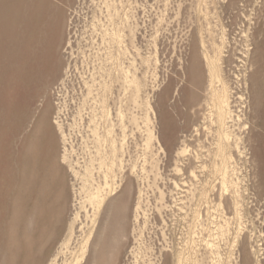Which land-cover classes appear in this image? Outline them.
<instances>
[{"label": "rangeland", "instance_id": "obj_1", "mask_svg": "<svg viewBox=\"0 0 264 264\" xmlns=\"http://www.w3.org/2000/svg\"><path fill=\"white\" fill-rule=\"evenodd\" d=\"M213 61L234 91L233 127L210 112ZM259 69L264 0H0V264H76L88 240L81 264L104 248L109 264H264V119L249 107ZM104 170L120 186L94 217L87 195ZM121 204L119 244L98 240Z\"/></svg>", "mask_w": 264, "mask_h": 264}, {"label": "bare ground", "instance_id": "obj_2", "mask_svg": "<svg viewBox=\"0 0 264 264\" xmlns=\"http://www.w3.org/2000/svg\"><path fill=\"white\" fill-rule=\"evenodd\" d=\"M107 1V0H106ZM108 4V3H107ZM105 5V4H104ZM109 5V4H108ZM107 8H109V6L107 7ZM111 8V7H110ZM108 10V9H107ZM119 11V10H118ZM116 14H118V12L116 13ZM119 15V14H118ZM128 20V19H127ZM125 34V33H124ZM125 36V35H124ZM103 40V42H104V38L102 39ZM124 40V39H123ZM122 42H124V41H122ZM70 43H71V41L69 40L68 41V43H67V46H69L70 45ZM111 45V44H110ZM246 45V44H245ZM249 45V44H248ZM244 46V45H243ZM240 50V49H239ZM249 50V49H248ZM218 51V50H217ZM73 52V51H72ZM127 52V51H126ZM222 52V51H221ZM247 53V51H245L243 54H246ZM121 54V53H120ZM123 54H125V53H123ZM219 55V54H218ZM250 54H248V56H249ZM238 56H240V55H238ZM215 57H217V56H215ZM244 57V56H243ZM224 58V57H223ZM251 58V56H249V59ZM219 59H221V57H219ZM247 59V58H246ZM118 61V60H117ZM121 61V60H120ZM215 61H216V59H215ZM218 61V60H217ZM263 61V60H262ZM208 62H210V61H208ZM245 63H246V61H244ZM192 63V62H191ZM223 63L225 64L226 63V60H224L223 61ZM249 63V62H248ZM120 65V64H119ZM192 65H194V61H193V63H192ZM212 65H213V67H211V63H209L208 64V66H210L208 69H209V75H210V89H211V87L213 88L214 87V84H216V82H217V84L219 83L220 85H222V90H221V94L219 95H216V97L214 98V100H217V99H219L218 100V102L220 101V104H218L217 105V101H215V103L213 104V107H212V110L210 111V112H214V108L216 107H218L219 108V110H220V112H219V117H221V119H222V125L223 124H228L229 122L231 123V125H230V127H233L234 126V123H233V121H234V110H233V98H234V91H233V88H232V85L231 84H228L227 83V81H225V79H224V76H223V73H225V72H223L224 70H223V68H222V63H220L219 65L216 63V62H212ZM123 66V65H122ZM202 67H203V65H202ZM119 68V67H118ZM121 68V67H120ZM194 70H192V68H191V75L192 76H195V74L197 73V74H201V64H197V66L196 65H194ZM104 69V68H103ZM123 71V70H122ZM215 71V72H214ZM193 72H195V74L193 73ZM260 72V75H258L255 79H253V82H254V85H255V87H253V88H251V90H250V95H249V99H250V101H249V107H250V109H251V113L256 117V118H263L264 119V76L262 75V70L261 69H259V71H258V73ZM129 71H128V69H127V71L125 72V75H124V79H125V81H126V83L129 81V82H131L132 84H133V86H134V91H135V94L137 95L138 94V91H139V89H140V79L138 78V76H137V74L136 73H132L133 75H132V79L131 80H129V78L131 77L130 75H129ZM249 73V72H248ZM246 74V73H245ZM226 77V76H225ZM227 80V79H226ZM193 83V85L195 84V82L193 81L192 82ZM231 83V82H230ZM216 84V85H217ZM107 85V84H106ZM132 86V85H131ZM107 87H109V86H107ZM105 88V87H104ZM216 89H219V88H217L216 87ZM221 89V88H220ZM105 90V89H104ZM178 91H179V87H177V88H175V94L177 93L178 94ZM213 91V90H212ZM217 91V90H216ZM216 91H214V92H216ZM104 93V92H103ZM105 95V94H104ZM196 95H197V89L196 88H193V91H192V93H191V97L192 98H195L196 97ZM240 96H242V95H240ZM103 97H105V96H103ZM210 97V96H209ZM138 98V97H137ZM107 99V98H106ZM135 104H137L138 103V99H136L135 98ZM207 101V100H206ZM217 102V103H216ZM236 102V101H235ZM102 103V102H101ZM105 103V99L103 100V104ZM107 103V102H106ZM238 103H240V102H238ZM244 103V102H243ZM210 104V103H209ZM237 104V103H236ZM106 105V104H105ZM183 105H185L186 106V104H183ZM201 105V104H200ZM244 106H245V104H243ZM102 106V105H101ZM104 108H105V106H104ZM149 108H150V110H152V105L151 104H149ZM107 109V108H106ZM120 109V108H119ZM110 110V109H109ZM218 110V111H219ZM120 111V110H119ZM193 111V110H192ZM217 111V112H218ZM248 111H249V109H248ZM106 112V111H105ZM210 112H208V114L210 113ZM248 113V112H247ZM107 114V113H106ZM119 114V113H118ZM212 114V116H213V113H211ZM251 114V115H252ZM185 115H187V113L185 114ZM215 115H216V113H215ZM240 115V114H239ZM250 115V114H249ZM149 117V116H148ZM242 116H240V118H241ZM124 118V117H123ZM239 118V117H238ZM55 123H56V126H57V129L63 134L64 133V131H63V126H62V124H61V122L59 121V119H58V117H55ZM103 120V119H102ZM107 120V119H106ZM109 121H110V118L108 119ZM120 120V119H119ZM149 120H151L150 118H149ZM206 120V119H205ZM211 120V119H210ZM219 120V119H218ZM227 120H229V121H227ZM220 121V120H219ZM109 123V122H108ZM107 123V124H108ZM212 123H214V122H212ZM166 124H168V123H166ZM165 124V125H166ZM115 126V124H114V122H113V120L111 119V121H110V124H109V128L107 129L108 130V133L112 136L113 135V127ZM229 126V125H228ZM108 127V126H107ZM150 127V126H149ZM245 127V126H244ZM247 127H249V125L247 126ZM97 128V127H96ZM199 128V127H198ZM240 128V127H239ZM163 129H167L166 127H164ZM231 129V128H230ZM229 129V130H230ZM106 130V131H107ZM150 130V133H149V141H148V143H147V147L148 148H150V152H151V157H152V141H153V138H154V132H153V129L151 128V129H149ZM224 131H226V130H224ZM98 132V131H97ZM199 132V131H198ZM235 132V131H234ZM115 134V133H114ZM221 135V134H220ZM156 136V135H155ZM227 136L228 137H231L232 136V131H230V132H228V134H227ZM103 138V137H102ZM113 139V138H112ZM221 139V138H220ZM227 139V138H226ZM105 140V139H104ZM108 140V139H107ZM116 140V139H115ZM228 142H229V140H227ZM111 143V142H110ZM182 143L184 144V146L182 147V148H179L180 149V153L182 154V153H185V152H187L188 151V145L186 144V142H185V139H183L182 140ZM231 143V142H230ZM229 143V144H230ZM238 143V142H237ZM238 145V144H237ZM112 147V154H113V161H112V165H114L115 163H116V158H117V156L119 155V148L117 147V142H115V141H113V143H112V145H111ZM66 148V147H65ZM101 151V150H100ZM232 151V150H231ZM231 157V159L234 157L233 155H230ZM67 155H66V153L64 152V154H63V156H62V161L63 162H65V161H67ZM101 158V157H100ZM105 158V157H104ZM100 160H103L102 162H101V166H100V168L101 169H103L106 165H107V162H106V160L105 159H100ZM99 160V161H100ZM234 160V159H233ZM231 162V161H230ZM77 163V162H76ZM234 163H236V162H234ZM152 164H153V161H152ZM231 164V163H230ZM231 165H233V164H231ZM234 166V165H233ZM232 166V167H233ZM108 167H109V164H108ZM113 167V166H112ZM135 168V167H134ZM110 169H112V168H110ZM114 169V168H113ZM152 170V169H151ZM232 170V169H231ZM114 173V172H113ZM236 175V174H235ZM114 179V178H113ZM237 180H238V178H236ZM235 180V179H234ZM234 182H236V181H234ZM230 183H231V181H230ZM42 185V184H41ZM225 185V184H224ZM230 185V184H229ZM231 185H232V183H231ZM235 185V184H234ZM237 185V184H236ZM235 185V186H236ZM120 185H117V186H114V185H111V183H110V180H109V173L106 171V170H104L103 171V180L102 181H99L98 182V185H97V187L96 188H94V189H91L92 191H90L89 192V194L87 195V204H89V206L92 208V215L91 216H96L97 214H98V212H99V208H100V206L105 202V200H106V198H107V196H108V194L109 193H113L115 190H116V188H118ZM89 188V187H88ZM224 188V187H223ZM237 188V187H236ZM94 190V191H93ZM225 190V189H224ZM235 191V190H234ZM239 191V190H238ZM236 192V191H235ZM124 194H125V192H122L121 194H119V195H117L116 197H114V198H112L111 199V201H113V202H115V201H117L119 198H121V197H123L124 196ZM241 198V197H240ZM235 201V200H234ZM238 202H239V200H238ZM237 201L235 202V203H237V204H239ZM111 203V202H110ZM242 203V202H241ZM240 203V204H241ZM84 204V203H83ZM239 204V205H240ZM235 207H237V205L235 206ZM84 208L86 209V216L87 217H90V214H88L89 213V211L87 210V207H86V205H84ZM242 208V207H241ZM125 211H126V208H125V206L123 205V204H121V207L120 208H118L117 209V211H114V214H115V216H114V220L110 223V226L108 225L107 226V228L108 229H103V231L100 233V235H99V239L98 240H101V238L102 237H104L105 236V234H107L106 236H105V238H104V240H103V242H107V244L108 243H110V240L111 241H115V244H119V234H120V232H123V223H121V221H122V218H121V221L120 220H118L119 219V216L121 215V214H123V213H125ZM240 213H241V211H239ZM238 212V213H239ZM260 214V213H259ZM77 216L79 217V213H77ZM261 216V215H260ZM113 217V216H112ZM238 217H240V216H238ZM243 220V219H242ZM85 221V220H84ZM241 222V221H240ZM228 225V224H227ZM246 228V227H245ZM241 229V228H240ZM244 229V228H243ZM223 231V230H222ZM105 232H107V233H105ZM225 232V231H224ZM105 233V234H104ZM74 234H75V227L74 226H72L71 227V234H70V238H69V240H67L66 242H64V247H69L70 246V241L72 240V238L74 237ZM218 234V233H217ZM112 236L111 238H110V240H108L109 238H108V236ZM122 235V234H121ZM214 235H216V234H214ZM263 235V234H262ZM92 237V236H91ZM216 240V239H215ZM214 240V241H215ZM217 241V240H216ZM118 242V243H117ZM208 242V241H207ZM206 242V243H207ZM88 243H89V240L87 241V245L84 247V249H83V251H82V254H81V258L79 259V263H76V264H81V261L84 259V256L86 255V253H87V248H88ZM209 243V242H208ZM218 243V242H217ZM236 243V242H235ZM210 244V243H209ZM213 244V243H212ZM219 244V243H218ZM252 244V243H251ZM211 245V244H210ZM216 245V244H215ZM214 245V246H215ZM233 245V244H232ZM209 246V245H208ZM208 246H207V248H208ZM212 247H213V245H211ZM211 246H209V248L211 247ZM234 247V246H233ZM236 247V246H235ZM196 248V247H195ZM208 248V249H209ZM254 248V247H253ZM98 250V249H97ZM108 249L107 248H104V251L102 252V260L101 261H99V262H97L98 261V259L100 258V257H97L98 255L96 254V257H95V259H94V261H93V263L91 262V261H86V264H109V262H110V259L108 258V257H106V255H103L106 251H107ZM213 250V249H212ZM211 250V251H212ZM215 250V249H214ZM213 250V251H214ZM217 250V249H216ZM219 250V249H218ZM217 250V251H218ZM262 250V249H261ZM100 252H101V250H99ZM134 252H135V250H133ZM132 251V252H133ZM210 251V252H211ZM220 251V250H219ZM247 251V250H246ZM73 253H74V251H73ZM97 253V252H96ZM137 253H138V251H137ZM183 253V252H182ZM183 254H185V253H183ZM213 254V253H212ZM219 256H220V254L219 253H217ZM248 254V253H247ZM249 254H250V252H249ZM73 255V254H72ZM134 255V254H133ZM182 255V254H181ZM217 255V256H218ZM232 256H233V253L231 254ZM105 256V257H104ZM183 256V255H182ZM215 256V255H214ZM223 256V255H222ZM235 256V255H234ZM138 257V256H137ZM135 258V257H134ZM178 258V257H177ZM221 258V257H220ZM232 258V257H231ZM52 259V258H51ZM50 259V260H51ZM112 259V258H111ZM150 259V258H149ZM215 259V258H214ZM78 260V259H77ZM146 260V259H145ZM147 260H148V258H147ZM146 260V261H147ZM153 260V259H152ZM218 259H216V261H215V264H222V262H218L217 261ZM231 260V259H230ZM138 261V260H137ZM149 261V260H148ZM134 262H136V261H134ZM187 262H189L188 261V258H182V257H179V260H178V264H186ZM197 263V262H196ZM259 263H261V261L260 260H257V264H259ZM48 264H57V259L55 258V259H52ZM137 264V263H136ZM166 264V263H165ZM177 264V263H176ZM226 264V263H225ZM231 264V263H230Z\"/></svg>", "mask_w": 264, "mask_h": 264}]
</instances>
